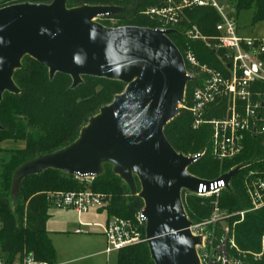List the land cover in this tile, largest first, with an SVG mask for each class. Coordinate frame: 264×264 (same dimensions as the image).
Here are the masks:
<instances>
[{
	"label": "water",
	"instance_id": "obj_1",
	"mask_svg": "<svg viewBox=\"0 0 264 264\" xmlns=\"http://www.w3.org/2000/svg\"><path fill=\"white\" fill-rule=\"evenodd\" d=\"M68 0L22 2L0 7V102L5 92L19 94L14 74L29 56L72 78V88L93 76L125 83L111 103L100 108L69 144L22 163L13 173L11 194L22 181L47 170L94 179L110 164L143 200L146 236L155 264H201L182 200V191H197L204 180L188 169L194 156L178 152L164 129L180 113L188 75L181 51L170 38L174 29L137 25L109 27L98 21L126 12L117 5L68 7ZM0 129L2 126L0 124ZM245 164L221 178L231 180Z\"/></svg>",
	"mask_w": 264,
	"mask_h": 264
},
{
	"label": "trees",
	"instance_id": "obj_2",
	"mask_svg": "<svg viewBox=\"0 0 264 264\" xmlns=\"http://www.w3.org/2000/svg\"><path fill=\"white\" fill-rule=\"evenodd\" d=\"M180 2L182 0H174ZM221 3V0H218ZM50 3L52 0H19L17 3ZM117 5L126 8V12L103 19L109 27L137 25L151 28L163 24L157 16L147 14L151 7L168 5L167 0H68V7L81 5ZM4 6V5H3ZM0 6V7H3ZM6 6V5H5ZM254 7V21L264 19V0H236L234 15L240 9ZM111 21H115L112 23ZM222 21L219 11L212 5L187 6L183 9L182 19L172 26L175 30L169 36L183 52L191 47L198 59L205 64L226 72V51L208 46L202 39H192L187 31L193 27L206 37L218 35L216 26ZM32 59L38 67L17 69L14 80L21 92H5L0 102V141L7 138L24 140L26 146L21 149H0V256L4 264L21 261L32 254L36 259L57 263L56 250L49 237L47 220L49 203L46 192L50 190H84L109 196L106 210L109 216L117 215L126 219H135L136 212L142 208L143 200L131 196L128 186L106 164L104 173L94 179H81L59 170H47L41 174L31 175L22 181L18 197L11 194L14 171L25 161L41 154L53 152L72 142L88 119L99 112L100 108L112 102L114 96L121 93L125 83L100 77L84 76L83 82L72 88V78L64 73H57L50 78L48 68ZM195 82L188 83L187 95ZM217 115V114H215ZM193 118L187 109L180 113L164 129L171 145L178 152L186 155L205 151V154L189 167V172L200 178L214 179L240 164L243 168L231 180L230 188L223 190L219 197V206L228 213L247 210L251 201L246 191L245 181L251 172L264 177V145L260 136L249 135L246 148L234 159L220 161L212 156L210 149L211 130L209 125L193 129ZM23 199L31 224L20 227L16 214L11 210V200ZM211 200L201 204L200 198L190 197L186 203L188 215L196 221H203L212 214ZM192 218V217H191ZM192 218V219H193ZM236 215L229 223L239 221ZM264 235V207L248 211L243 220L235 227V239L243 251L261 250V238ZM249 264H264V260L255 261L248 258ZM117 264H155L151 258L146 242L126 246L117 252Z\"/></svg>",
	"mask_w": 264,
	"mask_h": 264
},
{
	"label": "built area",
	"instance_id": "obj_3",
	"mask_svg": "<svg viewBox=\"0 0 264 264\" xmlns=\"http://www.w3.org/2000/svg\"><path fill=\"white\" fill-rule=\"evenodd\" d=\"M18 1L12 0L10 4ZM167 1L168 5L151 7L146 12L158 17L163 25L157 28L162 30L173 29L172 26L182 19L183 9L187 6L212 5L222 16V21L216 26L217 36L206 37L196 27L186 32L189 38L202 39L208 46L226 51V72L202 63L191 47L181 52L187 73L193 78L188 83L195 82L188 95L186 88L182 105V108L187 109L193 118V129H199L203 125L210 126L209 150L212 156L220 161L234 159L243 153L249 135L260 136L264 145V39L241 36L235 18L225 11L218 0ZM106 17L109 16L102 18ZM205 151L187 156H194L196 162ZM223 174L214 179H204L195 175L204 180L198 190L182 191L185 209L190 197H217L212 203V214L206 220L194 221L188 215L192 221L190 227L192 233L203 237L202 244L197 246L200 263L249 264L246 259L250 257L255 261L264 260V235L259 252L241 250L235 239L236 224L243 220L245 214L264 207V177L251 172L245 181L251 207L228 213L220 208L218 201L220 193L226 189V182L221 178ZM46 198L49 205L71 209L79 214L103 208L109 201L108 195L91 189L46 192ZM143 208L144 205L134 220L111 215L105 225L94 224L103 227L106 254L117 253L126 246L147 243V218L142 212ZM236 215L240 216V220L229 223V219ZM80 232H83L81 228H77L76 233ZM0 264H4L1 256ZM13 264L56 263L39 260L29 254Z\"/></svg>",
	"mask_w": 264,
	"mask_h": 264
},
{
	"label": "rangeland",
	"instance_id": "obj_4",
	"mask_svg": "<svg viewBox=\"0 0 264 264\" xmlns=\"http://www.w3.org/2000/svg\"><path fill=\"white\" fill-rule=\"evenodd\" d=\"M235 1L236 0H221V3H219L224 7L227 13H232L234 15ZM11 2L12 0H0V6L8 5ZM254 12V7L243 8L239 10L236 17L234 16L237 22L239 34L247 38L264 39V19L257 22L254 21ZM98 21L103 23V18L98 19ZM111 22L114 23L115 21ZM23 67L27 70L38 69L33 60L29 58L22 60V66L20 69ZM25 146V141L21 139L7 138L0 141V149H21ZM54 191L61 190H50L48 192ZM215 200H217V197H215ZM208 201L210 202L211 200L200 198L201 204H204ZM25 205L26 201L23 199L17 201L14 199L10 201L11 210L16 214L20 227H26L31 224V220ZM140 209L136 212L134 217H136ZM49 215L50 216L47 220V229L49 231V237L51 238L53 246L56 250V261L59 262V259L61 258H66L67 260L75 256H82L86 254L85 252H90L93 250L103 251L106 249V238L101 233L102 228L96 227V225H94L97 223L105 225L107 220L106 211L102 210L101 212H97L93 210L91 212L89 211L87 213L79 214L71 209H62L57 208L54 205H50ZM191 217L193 218V216ZM192 220H194V218ZM77 228H81L83 232L76 233ZM89 241L91 242L92 249H86ZM63 264H117V253L113 252L107 255L102 252V254H98L93 258L79 259L76 262H66Z\"/></svg>",
	"mask_w": 264,
	"mask_h": 264
},
{
	"label": "crops",
	"instance_id": "obj_5",
	"mask_svg": "<svg viewBox=\"0 0 264 264\" xmlns=\"http://www.w3.org/2000/svg\"><path fill=\"white\" fill-rule=\"evenodd\" d=\"M93 210H95V211H97V212H101L102 210H100V209H93ZM93 210H91V211H93ZM90 211V212H91ZM104 211H106V210H104ZM107 213V212H106ZM108 217H109V215L107 214V220H108ZM106 220V221H107ZM97 224H99V223H97ZM96 227H101L102 228V231H101V233L104 235V233H103V227L102 226H96ZM92 245H91V242L89 241V243H88V246H87V248L86 249H92V247H91ZM105 250H93V251H90V252H85L86 254H84V255H82V256H75V257H72V258H70V259H67L66 260V258H61V259H59V262L57 261V263L56 264H63V263H66V262H76V261H78L79 259H89V258H93V257H95V256H97L98 254H102V252L103 253H105L104 252ZM106 254V253H105ZM107 255H109V254H107Z\"/></svg>",
	"mask_w": 264,
	"mask_h": 264
}]
</instances>
